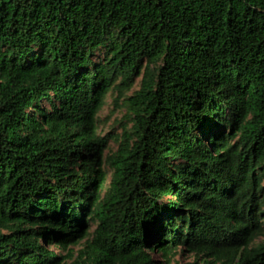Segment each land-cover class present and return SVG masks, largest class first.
Segmentation results:
<instances>
[{"label":"trees","instance_id":"1","mask_svg":"<svg viewBox=\"0 0 264 264\" xmlns=\"http://www.w3.org/2000/svg\"><path fill=\"white\" fill-rule=\"evenodd\" d=\"M263 217L264 0H0V264H264Z\"/></svg>","mask_w":264,"mask_h":264},{"label":"rangeland","instance_id":"2","mask_svg":"<svg viewBox=\"0 0 264 264\" xmlns=\"http://www.w3.org/2000/svg\"><path fill=\"white\" fill-rule=\"evenodd\" d=\"M103 57V50L97 52L94 56V60H101ZM140 78L138 77L134 80L133 86L128 90L124 97L121 98L117 103L115 99L117 94L113 91H110L106 94L103 106L96 116V126L95 133L100 139H106L107 145L106 149L103 152V156L106 157L111 153H114L119 144V137L121 136L124 129L129 130L131 128V122L128 118L127 107L125 100L131 97L136 91L139 90ZM102 171V186L103 190L101 195L103 196L109 186L111 178V170L103 162L101 164ZM264 225V217H263ZM95 229V225L92 223L87 224L85 235L75 242V244L67 247L66 251H61L55 249L53 246H48L50 251H54L59 256H65L67 251L72 252V256L75 258L78 256L79 252L84 249L86 242L91 239L92 232ZM264 244V235L260 236L253 244V247ZM155 260L160 261L158 256L154 255ZM195 262V257L191 254H179L176 256L170 264H193Z\"/></svg>","mask_w":264,"mask_h":264}]
</instances>
